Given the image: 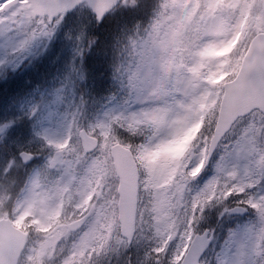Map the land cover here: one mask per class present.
<instances>
[{
    "label": "snow or ice",
    "instance_id": "1",
    "mask_svg": "<svg viewBox=\"0 0 264 264\" xmlns=\"http://www.w3.org/2000/svg\"><path fill=\"white\" fill-rule=\"evenodd\" d=\"M0 32L17 37L0 58V264H264V0H0ZM56 36L81 78L110 71L102 116L88 94L11 106L9 65Z\"/></svg>",
    "mask_w": 264,
    "mask_h": 264
},
{
    "label": "rangeland",
    "instance_id": "2",
    "mask_svg": "<svg viewBox=\"0 0 264 264\" xmlns=\"http://www.w3.org/2000/svg\"><path fill=\"white\" fill-rule=\"evenodd\" d=\"M17 37L5 35L0 32V58L15 46ZM48 55L46 62V56ZM80 59L75 52L73 42L63 36H56L51 41L44 44L34 45L29 53L24 57L18 58L15 63L9 65V71L16 76L17 72L24 68L33 69L34 67L45 66L50 71L47 77L37 79L32 88H27L21 94H17L11 106L20 111L32 112L35 106L47 98L52 107L58 112H64L69 105L78 100L80 96L88 94L92 97L91 81L87 77L86 71L81 78V74L76 72L73 65ZM47 64V65H46ZM4 77L0 76V79ZM111 88L106 87L98 91L100 97H108ZM91 105V103H90ZM109 106L106 101L100 102L97 106L89 108V119H95L102 116ZM41 121H46L49 111L45 109L38 113ZM29 120L36 119L35 116L27 117Z\"/></svg>",
    "mask_w": 264,
    "mask_h": 264
},
{
    "label": "trees",
    "instance_id": "3",
    "mask_svg": "<svg viewBox=\"0 0 264 264\" xmlns=\"http://www.w3.org/2000/svg\"><path fill=\"white\" fill-rule=\"evenodd\" d=\"M102 31L106 33L107 29L105 28ZM47 58H48V55L46 56V62H48ZM94 59H95L94 53L92 51H89L87 53V56L84 58V65L86 69L92 65ZM49 71L50 70L48 68H46L45 66H42V67H34L33 69L24 68L20 70L19 72H17V75L15 76V82L12 86L16 92V95L23 93V91L27 89L28 87L32 88L34 82L39 78H42L45 76L47 77V74L49 73ZM86 73L88 77V72L86 71ZM90 81H91L90 83L91 88L95 91L92 92L93 93L92 97H89V104L91 103L92 106H97L99 103H94V101H98L97 100L98 95H99L98 91L106 87H109V88L112 87L113 82L111 79V73L110 71L108 72L107 79L104 81V84L102 86H98L96 84L94 74H93V80H90ZM7 91L8 89H5V93H7Z\"/></svg>",
    "mask_w": 264,
    "mask_h": 264
},
{
    "label": "clouds",
    "instance_id": "4",
    "mask_svg": "<svg viewBox=\"0 0 264 264\" xmlns=\"http://www.w3.org/2000/svg\"><path fill=\"white\" fill-rule=\"evenodd\" d=\"M134 59V49L132 40L126 38L120 45V48L115 53L116 66L119 68L121 65L125 67L130 65Z\"/></svg>",
    "mask_w": 264,
    "mask_h": 264
}]
</instances>
